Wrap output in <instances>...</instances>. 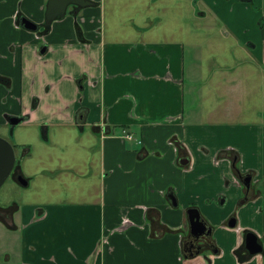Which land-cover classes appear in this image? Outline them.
<instances>
[{
  "label": "crops",
  "instance_id": "0c3cea01",
  "mask_svg": "<svg viewBox=\"0 0 264 264\" xmlns=\"http://www.w3.org/2000/svg\"><path fill=\"white\" fill-rule=\"evenodd\" d=\"M90 1L50 23L49 0H0V123L26 116L14 145L23 155L34 144L41 150L31 166L42 167L49 189L27 207L14 204L10 218L3 214L19 235L5 261L12 252V264H264V242L247 260L234 252L245 229L264 240V123H254L258 132L226 125L229 111L216 108L231 90L229 73L247 70L239 69L246 50L232 69H197L201 19L260 49L264 63V0ZM191 58L196 66L187 69ZM198 105L203 117L191 120L187 106ZM236 153L241 170L255 175L246 200L232 170ZM208 165L221 174L209 180ZM231 188L239 203L249 201V222L234 228L227 220L236 213L222 216L219 226L231 231L224 245L212 235L219 252L210 260L187 255L188 208L202 195L228 198Z\"/></svg>",
  "mask_w": 264,
  "mask_h": 264
},
{
  "label": "rangeland",
  "instance_id": "374dc122",
  "mask_svg": "<svg viewBox=\"0 0 264 264\" xmlns=\"http://www.w3.org/2000/svg\"><path fill=\"white\" fill-rule=\"evenodd\" d=\"M200 2L203 3L202 0H199V3ZM71 9H73V7ZM263 11H264V5L262 8V12ZM198 29H199L198 38L199 39L204 38V40H200L197 43L198 45L197 47L199 49L197 69H202V70L227 69L228 65L230 66V69H232L231 67H233V65H235L236 62L241 61L242 53L246 50L247 65L246 63L242 64L244 66L239 67V69H247V70L245 72L237 74L238 68H236L234 73H229L230 74L229 78L230 80H232L229 83L232 84V86L236 84L237 87L234 88L231 86L230 87L231 90L229 93L227 92L228 91L227 89L225 92H227L228 94L224 96V100L222 104L216 105V108L219 111H225V113L227 112V110L229 111V116L228 117L226 116V118L233 121L225 122L224 124L226 125L241 124V125H245V129H247V131L249 132L253 131L252 129H254L255 132H258V128L255 126V124L263 125L264 123V63H261V61L257 59L258 58L257 56H259L261 53L260 49L254 52L256 55L255 56L251 50H247V47L246 49L245 47H243L245 46V44L235 39L231 34L229 35L226 34L227 31H222V30L215 31L214 27L208 26L205 19L198 20ZM203 30H207L208 32H202ZM249 31L250 29L247 30V32ZM207 34H209V36H207ZM188 50H190V48ZM252 60L256 62V65L248 64L249 63L248 61H252ZM190 66H196V59L194 58L187 59V69H190ZM253 69H260V72L255 71ZM258 80L261 83L260 89L256 87ZM210 94L211 95L208 97L209 101L212 98V96H214V93L211 92ZM235 95H240V98L238 99L237 103L233 102L235 100ZM241 96H244V98ZM187 110L189 111L188 115L191 116V120H196L203 117V115H201L202 113H201L200 105H198L192 110H190L189 106H187ZM259 112L261 114L260 116H259ZM219 116H221L220 113ZM185 122L187 124H191V122L188 121ZM4 124L5 122L0 123V135L9 139L13 145L16 144L17 142L19 143L20 137H18L17 134L20 130L25 129V127L21 126L20 123L16 124L17 132L14 135V131H15L14 127H10L7 124L6 125ZM5 126H7L6 129H8V127H10L11 129L9 128L8 132H3L2 129ZM14 147L16 150V157L18 160H20L22 164L17 165V167L15 166L16 169L13 172V175L11 174L10 177L5 181V183L0 188V210L6 211V212H0V264L14 263L12 252L10 253V257L12 259L9 260L8 262H6L4 259V253L7 247L9 248L11 247V241L14 240V237L19 236L18 232L13 233V231L6 226L7 224L4 220L5 219L4 215L7 218H10L11 213H13V210L11 208L13 207L14 204H18V205L20 204V207H24V206L27 207V205L32 201L39 200L41 197H45V196L47 197L48 195H46V191H49L47 183H45L47 178L43 177L44 172L41 171L42 167L41 170H39V167L37 169V164L34 167V169L31 166L32 163L38 159L37 153L41 152V150L38 149L36 150L34 144V146L32 147L34 149L32 150V153L23 155L22 149H20V147L17 146L18 147L17 149H16V145ZM210 163L211 161L209 158L206 161H204V164H210ZM206 168H208L211 171V173L207 175V178L209 180L214 179L215 173L221 174V172L218 171L215 167H211L208 165V167ZM37 170L41 172L36 173ZM25 173L28 175H32V181L31 182L28 181L27 185L21 184L20 181L18 180L20 174L26 177ZM57 177H59V175L56 176L55 180H57ZM192 179L194 180V177H192ZM58 180H60V178H58ZM221 181L223 182L224 186H226V183H224L225 178H221ZM200 190H202L204 194L206 188L203 189L200 188ZM225 193L226 192L220 191L218 193L219 195L217 199L211 202L205 201L204 196L202 195L198 199V205L195 204L200 209L202 216H205L208 220H210L211 222L210 225H212L213 228V234L214 233L216 234L218 240L216 241L219 242L221 245H224L228 241V232L226 231H231V230H223V225L219 226L218 221H221L222 216L228 217L230 216V214L236 213L238 218V223L241 225L242 222H249L248 215L253 214L251 210L245 208L244 206L246 203H249V201H247L245 204H241L238 202L237 192L235 188L228 189V198L225 196L226 195ZM241 196L244 199L243 193L241 194ZM221 199H224V203L220 202ZM8 209H11L12 211ZM259 241L260 242L262 241L261 243L264 242L263 239H260ZM15 244H17V242H15ZM207 253L211 254L210 251H207Z\"/></svg>",
  "mask_w": 264,
  "mask_h": 264
},
{
  "label": "water",
  "instance_id": "95a60500",
  "mask_svg": "<svg viewBox=\"0 0 264 264\" xmlns=\"http://www.w3.org/2000/svg\"><path fill=\"white\" fill-rule=\"evenodd\" d=\"M90 3V0H49L46 13L47 21L51 23L57 17L65 15L70 5L86 6ZM21 22L29 29L36 30L38 28L35 23L31 22L27 18H23ZM5 117L11 127H15L16 124L20 123L26 118L25 116L15 115H5ZM16 161L17 157L14 145L9 139L0 135V188L14 171ZM188 161L189 159L185 158L183 160V163H187ZM18 180L21 184H28V179L22 174L19 175ZM246 186L249 190L250 184L247 183ZM173 203L177 204L175 197H173ZM187 213L191 231L194 232L199 229L201 234L206 233L207 225L204 222V219H202L199 208L190 207L188 208ZM228 224L231 227H235L237 224V220L235 218L230 219ZM208 231L211 232L212 228H208ZM246 235L247 237L245 244L249 249L250 254L255 255L261 253L263 251V245L259 241L258 235L254 231H249Z\"/></svg>",
  "mask_w": 264,
  "mask_h": 264
},
{
  "label": "flooded vegetation",
  "instance_id": "af4514ba",
  "mask_svg": "<svg viewBox=\"0 0 264 264\" xmlns=\"http://www.w3.org/2000/svg\"><path fill=\"white\" fill-rule=\"evenodd\" d=\"M231 165H232V170H234L235 179L238 180V182L241 183L245 187L243 200H246V198L249 197V191H250V189L249 190L247 189L246 184L249 183L251 185L255 175H254V173H252V171L250 172V171L241 170L240 165H239L238 153L233 155ZM224 199H221L220 202L224 203ZM234 218L238 221V218L236 215H231L227 221L229 222L230 219H234ZM202 219H204V222L207 225L206 231L209 232L208 228H212V227H210V225L205 221V218L203 216H202ZM237 224H236V226H237ZM249 231H251V230L245 229L241 232V236L243 237L242 243H241V245H239V247L237 246L234 249V252L237 255L239 261H243L244 259H249L252 255V254H250L249 249L246 247V244H245L246 243V237H247L246 234ZM194 232L191 231L190 224H189V229L183 235V238H182V245H183L184 252L187 255H191V254L194 256L202 255L203 258L205 257L207 260H210L211 258L208 256L209 253H207V251H210V253H212V252L218 253L219 252V248L216 246L215 241L212 238L213 229L211 232H209V233L206 232L204 234H201L199 229H197Z\"/></svg>",
  "mask_w": 264,
  "mask_h": 264
},
{
  "label": "trees",
  "instance_id": "16d2710c",
  "mask_svg": "<svg viewBox=\"0 0 264 264\" xmlns=\"http://www.w3.org/2000/svg\"><path fill=\"white\" fill-rule=\"evenodd\" d=\"M14 146H15V145H14ZM19 164H20V163H17V161H16V165H15V166L17 167V165H19ZM15 169H16V168H15ZM15 169H14V171H15ZM14 171H13V172H14ZM13 172H12V175H13Z\"/></svg>",
  "mask_w": 264,
  "mask_h": 264
},
{
  "label": "built area",
  "instance_id": "2783aa9c",
  "mask_svg": "<svg viewBox=\"0 0 264 264\" xmlns=\"http://www.w3.org/2000/svg\"><path fill=\"white\" fill-rule=\"evenodd\" d=\"M126 137H128V138H132V136L129 134V135H126Z\"/></svg>",
  "mask_w": 264,
  "mask_h": 264
}]
</instances>
